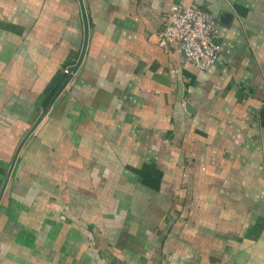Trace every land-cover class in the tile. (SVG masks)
Wrapping results in <instances>:
<instances>
[{"label":"crops","instance_id":"obj_1","mask_svg":"<svg viewBox=\"0 0 264 264\" xmlns=\"http://www.w3.org/2000/svg\"><path fill=\"white\" fill-rule=\"evenodd\" d=\"M178 2L232 16L210 71L158 44ZM0 123L29 133L25 164L43 178L15 173L12 191L45 178L58 192L42 234H57V264H153L171 219L156 264H264V0H0ZM143 166L162 173L158 194Z\"/></svg>","mask_w":264,"mask_h":264},{"label":"rangeland","instance_id":"obj_2","mask_svg":"<svg viewBox=\"0 0 264 264\" xmlns=\"http://www.w3.org/2000/svg\"><path fill=\"white\" fill-rule=\"evenodd\" d=\"M66 75L68 77V80L66 81L68 82L72 77L71 72L70 74ZM64 87L65 85L62 86L61 90H63ZM61 90L59 91V93L62 92ZM43 116L41 117V119L43 118ZM13 119L15 120L16 118L14 117ZM13 128L18 129L17 126L11 123H0V138H3V140H0V190L7 176V172L10 168L15 151L20 142L24 139L26 133L25 131H23L20 132V134L17 133V136L14 135V139L12 137L8 138L12 135L10 134V129ZM27 143L28 137L25 139L19 150L13 169L9 176V180L0 201V264H57L60 260V252L56 251L55 253L54 251H52V248H54L55 246H58L59 248L58 244H53V240L57 239V234L55 236L53 234L51 235L49 234V231L47 232L48 235L46 236V239L44 238L45 235H42L49 225L51 227V224H49L50 221H47L51 219H49V216H46L49 213V200H51L52 196L53 198H58V192L54 188L50 187V181L44 178L45 182L42 193L40 190L41 200L36 202L32 208L25 209V207L16 206L9 203L10 201H8L9 185L11 182V178L15 173L23 178H29V180H43L41 172L36 171L35 167H31V169H28V167H26L27 165L25 164L26 159L24 157V150ZM55 160L58 164V158H56ZM26 169L29 171H27ZM45 198H47V200ZM202 198L207 199V195L202 194ZM196 207V210L201 209L203 211L204 209V212H206L207 214V201H205V204H200V206L198 205ZM54 222H52L54 224L52 226L54 227L56 224H59V221ZM192 225V229H194L195 227L197 229L200 228V230L195 231L198 236L202 235V233L204 232V227L205 229H207V221L204 223L203 221H198L197 223L192 222ZM192 233L193 232L190 231L189 236ZM118 242L122 243L123 239L120 238ZM199 243L195 241V243L193 244V242L191 241L190 246L193 248H197V244ZM201 248L202 247H200L199 252L200 250L202 251ZM194 251L195 250H193V252ZM52 252L55 254H53ZM193 252H191V256H197V254H194ZM261 254L264 255V253ZM263 255L262 262L264 260Z\"/></svg>","mask_w":264,"mask_h":264},{"label":"built area","instance_id":"obj_3","mask_svg":"<svg viewBox=\"0 0 264 264\" xmlns=\"http://www.w3.org/2000/svg\"><path fill=\"white\" fill-rule=\"evenodd\" d=\"M222 25L209 11L182 2L171 4L156 33L163 48L175 47L193 68L207 72L219 60ZM65 68L63 73L70 74Z\"/></svg>","mask_w":264,"mask_h":264},{"label":"trees","instance_id":"obj_4","mask_svg":"<svg viewBox=\"0 0 264 264\" xmlns=\"http://www.w3.org/2000/svg\"><path fill=\"white\" fill-rule=\"evenodd\" d=\"M65 75V74H64ZM59 89V88H58ZM57 92V89L53 91L52 96L54 93ZM51 96V97H52ZM48 103V102H47ZM135 174L138 175L140 178V182L142 183L143 186H145L147 189H149L150 192L158 194L160 192V184L162 180V173L160 171H157L155 167H150V166H143L141 169H133L132 170ZM15 176V175H14ZM16 178V177H15ZM17 181V178L14 179L13 177L11 178V182ZM23 181V180H19ZM24 182V181H23ZM19 185V186H18ZM18 190L16 189L15 191H12L11 189V184L9 187V193H8V198L11 201V203H21V205L24 206H32L34 200H36L40 196V190L36 186V183L33 184H18ZM173 208H170L168 211L170 214L171 218H174L178 215L176 208L174 211H172ZM172 219L170 222H166L163 227H161V234L160 236H156L153 239V242L159 243L154 247V262L153 264L160 262V256H161V249L160 245L162 242L165 240L166 234L171 230L172 227ZM94 237V243L96 247H104L105 246V237L100 232H96V234L93 236Z\"/></svg>","mask_w":264,"mask_h":264},{"label":"water","instance_id":"obj_5","mask_svg":"<svg viewBox=\"0 0 264 264\" xmlns=\"http://www.w3.org/2000/svg\"><path fill=\"white\" fill-rule=\"evenodd\" d=\"M80 3H81V0H78ZM81 7H82V4H81ZM83 10V9H82ZM82 18H83V24H84V37H83V44H82V48H81V52H80V55L78 57V60L77 62L73 65V66H70L69 69L71 71V76H73L79 69L82 61H83V58H84V55H85V52H86V48H87V41H88V24H87V19H86V16H85V12L83 11L82 12ZM231 19H232V16L227 14V13H222L219 17H218V21L221 23V24H224L226 26L230 25V22H231ZM59 91L57 92L56 96H54L53 99H55L58 95ZM53 103V102H52ZM46 111V108L43 109V112H42V115L45 113ZM29 136V133L24 137V139L20 142L15 154H14V157H13V160L11 162V165H10V168L7 172V176L3 182V185L1 187V190H0V201H1V198H2V195L4 193V190H5V187L7 185V182L9 180V176L11 174V171L13 169V166H14V163H15V160L17 158V155L19 153V150L22 146V144L24 143L25 139Z\"/></svg>","mask_w":264,"mask_h":264}]
</instances>
